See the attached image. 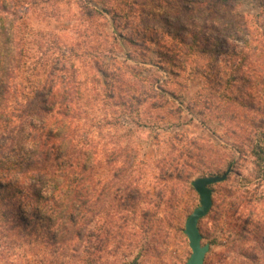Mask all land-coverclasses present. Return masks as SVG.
<instances>
[{
    "label": "rangeland",
    "instance_id": "374dc122",
    "mask_svg": "<svg viewBox=\"0 0 264 264\" xmlns=\"http://www.w3.org/2000/svg\"><path fill=\"white\" fill-rule=\"evenodd\" d=\"M1 49L11 126L28 129L35 118H17L42 107L33 95L64 78L65 129L91 159L76 198L84 262L67 245L55 264H185L193 182L227 169L198 222L203 264H224L230 191L264 215V0H0ZM21 236L7 264L44 253Z\"/></svg>",
    "mask_w": 264,
    "mask_h": 264
},
{
    "label": "trees",
    "instance_id": "16d2710c",
    "mask_svg": "<svg viewBox=\"0 0 264 264\" xmlns=\"http://www.w3.org/2000/svg\"><path fill=\"white\" fill-rule=\"evenodd\" d=\"M3 71L0 66V106L10 78ZM63 79L54 83L53 79H46L40 94L33 95V101L39 99L42 107L37 112L25 110L17 118L34 117V121H28V129L18 124L11 126L12 117L0 107V264H7L5 254L11 248V232L15 228L21 230L20 245L37 244L43 248L44 253L30 263H58L62 259L58 252L66 250L67 245L72 246L70 260L84 262V257H79L84 235L77 228L83 222L84 210L77 206V199L91 159L84 146L73 144L71 131L65 129L75 108L74 94H69ZM233 194H228L224 216L231 223L223 221L230 226L223 262L264 264V215H252L256 207L251 197ZM74 238L77 241L71 244ZM87 264L96 263L89 257Z\"/></svg>",
    "mask_w": 264,
    "mask_h": 264
},
{
    "label": "water",
    "instance_id": "95a60500",
    "mask_svg": "<svg viewBox=\"0 0 264 264\" xmlns=\"http://www.w3.org/2000/svg\"><path fill=\"white\" fill-rule=\"evenodd\" d=\"M229 173L227 169L222 175L198 178L193 182V188L199 196V206L186 218L184 233L187 237L191 254L185 264H203L208 245H202V235L199 232L198 222L206 216L212 206V190L210 186L223 182ZM135 264V263H133Z\"/></svg>",
    "mask_w": 264,
    "mask_h": 264
}]
</instances>
